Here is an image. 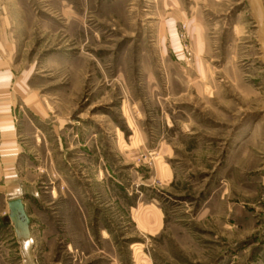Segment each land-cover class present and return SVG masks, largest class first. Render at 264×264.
Returning a JSON list of instances; mask_svg holds the SVG:
<instances>
[{
	"label": "rangeland",
	"instance_id": "rangeland-1",
	"mask_svg": "<svg viewBox=\"0 0 264 264\" xmlns=\"http://www.w3.org/2000/svg\"><path fill=\"white\" fill-rule=\"evenodd\" d=\"M257 3L0 0V264H264Z\"/></svg>",
	"mask_w": 264,
	"mask_h": 264
},
{
	"label": "water",
	"instance_id": "water-1",
	"mask_svg": "<svg viewBox=\"0 0 264 264\" xmlns=\"http://www.w3.org/2000/svg\"><path fill=\"white\" fill-rule=\"evenodd\" d=\"M7 205L9 209L8 220L14 226L15 232L26 237L30 221L24 211L22 200L18 198L10 200Z\"/></svg>",
	"mask_w": 264,
	"mask_h": 264
},
{
	"label": "crops",
	"instance_id": "crops-1",
	"mask_svg": "<svg viewBox=\"0 0 264 264\" xmlns=\"http://www.w3.org/2000/svg\"><path fill=\"white\" fill-rule=\"evenodd\" d=\"M245 1H247V3L249 4V7H250V13H251V16L253 17V20H255L256 22H258L259 20H262L261 18H262V14L260 13V11L258 10L259 9V6H258V3H257V0H245ZM257 17H258V19H257ZM13 199H17V198H13ZM13 199H10V200H13ZM19 199V198H18ZM9 200V201H10ZM8 203V202H7ZM24 205V204H23ZM28 217V216H27ZM154 220H155V223H154V228L155 229H158L159 227H160V217L157 215V214H155V216H154ZM29 219V218H28ZM14 227V226H13ZM28 229H29V227H28ZM28 232H29V230H28ZM16 233V232H15ZM16 235L21 239H25V237H22L21 235H18L17 233H16Z\"/></svg>",
	"mask_w": 264,
	"mask_h": 264
}]
</instances>
